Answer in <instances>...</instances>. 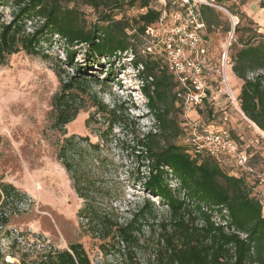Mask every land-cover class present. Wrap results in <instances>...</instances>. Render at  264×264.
Segmentation results:
<instances>
[{"label": "rangeland", "instance_id": "374dc122", "mask_svg": "<svg viewBox=\"0 0 264 264\" xmlns=\"http://www.w3.org/2000/svg\"><path fill=\"white\" fill-rule=\"evenodd\" d=\"M83 2L78 0V8L92 24L97 15ZM263 4L264 0H237L228 3L229 16L216 10L208 15L210 20L215 21L212 27L208 26L212 41L208 56L212 68L209 77L213 82L210 100L203 107V113H200V109L187 111L179 104L173 116L179 122L182 134L176 139H168L180 147H189L190 151L187 139L193 133L191 129L194 126L208 131L214 129L207 126H214L217 130L230 132L242 150L254 159L255 174L246 177L253 190L251 192L258 199H264V132L246 119L232 102L220 97L217 90L223 70L222 60L230 40L228 57L233 67V57L238 50L251 38L256 37L257 40L259 36L264 37ZM152 7L159 11L166 8L169 14L173 12L171 0H154ZM12 12L11 7H0L2 21L10 22ZM144 12L137 7L120 13L117 18L133 19ZM237 20L239 25L233 34V24ZM38 25L39 21L27 23L26 33H33ZM169 25L170 19L164 26ZM39 51L38 55L33 56L21 51L0 66V183L13 185L23 195L16 212H13L17 205L15 200L7 199L5 211L10 215V228L1 230L0 258L5 256L9 264H20L22 255L26 253L34 259L37 252L49 253L53 249L64 251L71 244H81L93 264H153L152 255L158 246L157 234L160 233L159 223H170L171 218L168 208L160 203V199L145 191L134 179L138 169L143 173L146 169L139 167L141 161L131 153L133 134L147 133L155 123L142 93L143 83L139 81L136 86L134 81L141 66L136 69L131 65L134 54L129 52L121 60L115 59V65L110 68L104 59H90L86 46L77 48L73 63H69L57 36L42 40ZM147 58L164 67L162 54L153 49V42L146 34V38L137 43L135 60ZM80 69L88 75L89 81L68 92L71 112L78 110L77 116L68 125L59 127L56 99L68 95L64 93L63 86L78 77ZM109 70H112L111 76H106ZM230 72L232 87L237 92L239 102L244 82L235 76L232 69ZM169 75L175 83L176 78ZM119 103L125 104V118H129L131 126L123 128L116 125L112 135L106 138L109 120L107 114H102L100 105L111 111ZM210 109L215 112L219 110L220 115L226 116L228 121L206 123ZM70 140L72 145L78 147L67 150L63 161L60 153ZM88 141L99 145V151L90 150ZM63 163H68L71 170ZM225 165V172L231 176L242 172L234 161H228ZM78 177L89 194L88 200L80 198L75 191ZM146 201L154 203L157 220L154 222L151 216L149 219L155 223L156 236L146 225L132 263H128L117 250L112 255H105L102 249L107 246L119 249L117 242L103 241L95 236L93 226L87 224L81 212L89 216L93 210L100 218L107 217L124 225L132 219L131 212L142 207ZM16 239H19V244H16Z\"/></svg>", "mask_w": 264, "mask_h": 264}, {"label": "trees", "instance_id": "16d2710c", "mask_svg": "<svg viewBox=\"0 0 264 264\" xmlns=\"http://www.w3.org/2000/svg\"><path fill=\"white\" fill-rule=\"evenodd\" d=\"M153 1L84 0L83 4L91 7L97 15L96 21L89 24L85 14L78 8V0H0V7L13 9L10 22L2 21L0 16V66L21 51L30 56L38 55L41 41L54 36L62 42L69 63H73L77 48L83 46L88 48L90 59H104L110 68L115 65V59L121 60L124 54L132 52L134 59L131 65L136 69L140 66L142 68L138 69L137 80L143 83L142 93L147 99L146 106L155 121L152 125L154 128L147 133L133 134L131 153L141 161L139 167L146 169L145 173L138 169L134 179L145 191L160 199V203L168 208L171 218L170 223H159L160 233L157 234L158 246L152 255L153 264H264V205L251 192L253 190L246 177L255 174L254 159L244 151L249 157L250 171L239 168L242 172L231 176L224 170L226 165L225 168L221 167L216 159L206 154L192 157L188 153L189 147L186 149L168 140L182 134L179 122L173 116L179 104L182 106L176 95L180 85L177 81L174 83L165 65L161 67L160 63L148 58L135 60L137 43L146 38L147 29L156 26L161 17V11L152 7ZM173 1L171 7L175 12L177 7L172 4ZM137 7L145 10L137 18H117L120 13ZM261 8L264 9V4ZM211 12L209 8L203 9L209 27L215 22L208 18ZM32 21H39V25L33 33L27 34L26 25ZM255 38H251L236 52L232 70L244 82L238 98L240 110L246 119L264 132V37ZM111 71L106 76H111ZM78 72V77L63 86L65 94L89 81L84 71L80 69ZM68 96L62 95L56 99L59 127L68 125L77 116L78 110L71 112ZM100 108L109 120L106 138L112 135L116 125L123 128L131 126L129 118H125L127 109L124 103H119L111 111L104 105H100ZM219 112L208 110L206 123H216L222 117ZM232 137L243 151L236 138ZM66 144L60 153L63 161L67 150L78 147L72 145L71 140ZM87 146L94 152L99 151V145L90 141ZM63 164L71 170L68 163ZM173 181L178 185L175 189L171 187ZM75 191L80 198L88 200L89 194L85 185L79 182V177L75 181ZM9 198L15 202L23 201L22 193L13 185L1 182L0 227L10 225V216L5 211ZM202 206L224 207L228 211L229 229L248 237L241 239L238 234L229 233L222 226H215L213 215L205 213ZM212 211L215 214L221 210ZM91 212L89 216L84 211L81 214L87 224L93 226L95 236L103 241L117 242L119 246V249L115 246L102 249L107 256L117 250L118 254L126 257L128 263H132L146 225L156 236L153 224L157 216L154 203L150 201L132 211V219L124 225L107 217L100 218L96 211ZM149 216L155 220H152L153 223ZM36 254L34 259L30 254H23L20 264H93L81 244H71L64 251L53 249L49 253Z\"/></svg>", "mask_w": 264, "mask_h": 264}, {"label": "built area", "instance_id": "2783aa9c", "mask_svg": "<svg viewBox=\"0 0 264 264\" xmlns=\"http://www.w3.org/2000/svg\"><path fill=\"white\" fill-rule=\"evenodd\" d=\"M233 1L236 2L237 0H174L172 4L176 5L177 10L169 14L165 4L166 8L160 10L161 17L156 26L149 27L146 31L153 42V49L160 51L164 58V65L179 83L180 88L176 95L182 107L187 111L202 110L206 102L210 100V87H213V82L209 77L212 68L208 59L212 41L208 34L203 9L221 11L229 16L228 3ZM169 19L170 25L165 27L164 25ZM238 25L239 20L233 24V34ZM230 47L231 40L225 49L226 53L222 60L223 70L218 82L220 87L217 91L220 97L236 105L238 102L233 99L229 89V80L226 76V68L232 69L231 59L228 57ZM149 50L152 51V48ZM219 120L226 123L228 118L222 115V119ZM213 129L208 131L201 130L197 126L192 127L193 133L187 139V143L191 147L188 153L192 157L198 154H206L216 159L221 167L228 161H234L240 169L250 171L248 168L249 157L246 152L239 149L231 133ZM171 183H175V185H171L173 189L177 188L178 185L175 181ZM260 201L264 205V199H260ZM21 202H15L17 205L13 212H16L18 204ZM202 210L213 215L212 222L215 226H222L227 232L238 234L241 239L248 237L243 233H237L234 229H229L228 211L224 207L202 206ZM212 210L221 211L214 214ZM6 215L10 216L7 212ZM4 228L9 229L10 226H1L0 233ZM16 240V243L19 244V239ZM2 257V264H9L5 256Z\"/></svg>", "mask_w": 264, "mask_h": 264}, {"label": "bare ground", "instance_id": "6f19581e", "mask_svg": "<svg viewBox=\"0 0 264 264\" xmlns=\"http://www.w3.org/2000/svg\"><path fill=\"white\" fill-rule=\"evenodd\" d=\"M224 49H225V47H224ZM230 70L228 69V68H226V76H227V78H228V80H229V89H230V91H231V93H232V96H233V99H235V100H237V95H236V91H234L233 90V87H232V83H231V76H230ZM135 81V85L136 84H139L140 82H139V80H134ZM137 86V85H136ZM235 107H236V109L240 112V113H242V111L240 110V108H239V105L236 103V105H234Z\"/></svg>", "mask_w": 264, "mask_h": 264}, {"label": "crops", "instance_id": "0c3cea01", "mask_svg": "<svg viewBox=\"0 0 264 264\" xmlns=\"http://www.w3.org/2000/svg\"><path fill=\"white\" fill-rule=\"evenodd\" d=\"M236 93V95H237V92H235Z\"/></svg>", "mask_w": 264, "mask_h": 264}]
</instances>
